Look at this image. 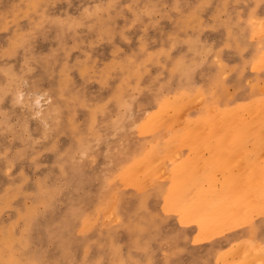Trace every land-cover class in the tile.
<instances>
[{
  "label": "rangeland",
  "instance_id": "rangeland-1",
  "mask_svg": "<svg viewBox=\"0 0 264 264\" xmlns=\"http://www.w3.org/2000/svg\"><path fill=\"white\" fill-rule=\"evenodd\" d=\"M31 3L0 0V264H264V0Z\"/></svg>",
  "mask_w": 264,
  "mask_h": 264
},
{
  "label": "bare ground",
  "instance_id": "bare-ground-1",
  "mask_svg": "<svg viewBox=\"0 0 264 264\" xmlns=\"http://www.w3.org/2000/svg\"><path fill=\"white\" fill-rule=\"evenodd\" d=\"M37 2V0L36 1H34V0H32V5H34L35 3ZM178 11V10H177ZM260 33V32H259ZM187 40H189V39H187ZM189 48V47H188ZM146 54V53H145ZM202 63V62H201ZM220 66V65H219ZM58 82V81H57ZM192 85V84H191ZM216 85V84H215ZM253 86V85H252ZM158 87V86H157ZM185 87V86H184ZM205 91V90H204ZM236 92V91H235ZM264 92V91H263ZM189 102V101H188ZM194 102V101H193ZM196 102V101H195ZM201 102V101H200ZM197 103H198V101H197ZM164 104V103H163ZM174 104V103H173ZM199 104V103H198ZM171 106H172V104H171ZM175 106V105H174ZM185 106V105H184ZM81 107V106H80ZM177 107V106H176ZM171 108H173V107H171ZM175 108V107H174ZM184 108V107H183ZM251 108V107H250ZM250 108H249V110H250ZM119 109V108H118ZM136 109V108H135ZM253 109H254V107H253ZM160 110H162V109H160ZM163 111H164V107H163ZM174 112H176V110L174 109L173 110ZM252 112V111H251ZM250 112V113H251ZM52 113V112H51ZM55 113V112H54ZM164 113V112H163ZM249 113V112H248ZM169 114V113H168ZM178 114V113H177ZM153 115H155V114H153ZM153 115H152V117H153ZM158 115V114H157ZM156 115V116H157ZM161 115H162V111H161ZM160 115V113H159V116L160 117H162ZM165 115V114H164ZM253 116V115H252ZM151 117V116H150ZM166 117V116H165ZM157 118H158V116H157ZM167 118H168V116H167ZM214 118H216V117H214ZM220 118V117H219ZM245 118H246V116H245ZM156 119V118H155ZM158 119H160V118H158ZM169 119V118H168ZM178 119V118H177ZM221 119V118H220ZM236 119V118H235ZM215 120V119H214ZM230 120V119H229ZM150 121H154V120H152V118L151 119H148L147 121H145V124L143 125V126H145L148 122L151 124V122ZM160 121V120H159ZM235 121V120H234ZM167 122H169V120H167ZM223 122V121H222ZM246 122V121H245ZM115 124V123H114ZM180 124V123H179ZM258 124H259V122H258ZM157 126H158V124H156ZM178 125V124H177ZM152 126V125H151ZM149 127V126H148ZM250 127H252V126H250ZM154 128V127H153ZM253 128V127H252ZM72 129V128H71ZM145 129H148V128H145ZM246 130V129H245ZM199 134V133H198ZM71 135H73V134H71ZM81 136V135H80ZM201 136V135H200ZM80 140V139H79ZM84 142V141H83ZM81 143V142H80ZM224 144V143H223ZM171 147V146H170ZM207 147V146H206ZM82 148V147H81ZM218 148V147H217ZM239 148V147H238ZM179 149V148H178ZM171 151H173V150H171ZM176 151V150H175ZM179 152V151H178ZM236 152V151H235ZM216 153V152H215ZM240 153H241V151H240ZM169 154V153H168ZM171 154V153H170ZM209 154V153H208ZM236 154V153H235ZM204 155V154H203ZM237 155V154H236ZM215 156V155H214ZM149 157H151V156H149ZM205 157V156H204ZM207 157V156H206ZM239 157H240V155H239ZM242 157V156H241ZM264 157V156H263ZM176 158V157H175ZM202 158V157H201ZM211 158V157H210ZM228 158V157H227ZM231 158V157H230ZM234 158V157H233ZM208 159V158H207ZM224 159V158H223ZM226 159V158H225ZM243 159V158H242ZM241 159V160H242ZM203 161V160H202ZM206 162V161H205ZM219 162V161H218ZM244 162V161H243ZM146 163V162H145ZM200 163V162H199ZM239 163H240V160H239ZM245 163V162H244ZM137 164H140V162L139 163H137ZM144 164V163H143ZM143 164H142V166H143ZM159 164V163H158ZM193 164V163H192ZM217 164V163H216ZM226 164V163H225ZM231 164V163H230ZM235 164V163H234ZM233 164V165H234ZM135 165V164H134ZM232 165V164H231ZM257 165V164H256ZM138 166V165H137ZM137 166H135V167H137ZM141 166V165H140ZM200 166V165H199ZM226 166V165H225ZM243 166V165H242ZM247 166V165H246ZM148 167V166H147ZM159 167V166H158ZM163 167V166H162ZM191 167V166H190ZM202 167V166H201ZM218 167V166H217ZM222 167V166H221ZM134 167H133V164H132V167H131V169H133ZM146 169V168H145ZM188 169V168H187ZM139 170H140V168H139ZM138 170V171H139ZM223 170V169H222ZM141 172H143V170L141 171ZM194 172V171H193ZM130 173V170L128 171V174ZM131 173H136V172H134V170H132V172ZM232 173H233V171H232ZM144 174V173H143ZM164 174V173H163ZM241 174V173H240ZM188 175V174H187ZM215 175V174H214ZM161 176V175H160ZM194 176V175H193ZM241 176V175H240ZM249 176V175H248ZM191 177V176H190ZM195 177V176H194ZM225 177V176H224ZM236 177V176H235ZM115 178V177H114ZM203 178V177H202ZM208 178V177H207ZM222 178V177H221ZM242 178V177H241ZM194 179V178H193ZM201 179V178H200ZM240 179V178H239ZM144 180V179H143ZM198 180V179H197ZM203 180V179H202ZM202 180H199V182L200 181H202ZM210 180V179H209ZM218 180H219V178H218ZM145 181V180H144ZM207 181V180H206ZM235 181V180H234ZM188 182V181H187ZM194 182V181H193ZM218 182V181H217ZM203 183H205V182H203ZM239 183H242V182H239ZM244 183V182H243ZM248 183V182H247ZM193 183H191V185H192ZM201 184H202V182H201ZM207 184V183H206ZM229 184V183H228ZM145 185H146V183H145ZM195 185V184H194ZM220 187V186H219ZM193 188V187H192ZM215 188H217L216 187V185H215ZM193 190V189H192ZM194 190H195V187H194ZM193 190V191H194ZM238 191V190H237ZM246 191V190H245ZM192 192V191H191ZM256 192H258L257 190H256ZM156 194H157V192H156ZM158 194H159V192H158ZM248 194V193H247ZM160 195H161V193H160ZM224 196V195H223ZM222 196V197H223ZM233 196V195H232ZM190 197H192V196H190ZM115 198V197H114ZM146 198V197H145ZM144 198V199H145ZM161 198V197H160ZM164 199V198H163ZM162 199V200H163ZM258 199V198H257ZM259 200V199H258ZM144 201V200H143ZM263 201V200H262ZM255 202V201H254ZM261 202V201H260ZM113 203V202H112ZM248 203H250V202H248ZM247 203V204H248ZM101 204V203H100ZM111 204V203H110ZM137 204V203H136ZM235 204V203H234ZM244 204V203H243ZM102 205V204H101ZM100 205V206H101ZM112 205V204H111ZM110 205V206H111ZM258 205H259V203H258ZM257 204H256V206H258ZM255 206V207H256ZM240 208V207H239ZM242 208H245V207H241V209ZM247 209V208H246ZM234 210H236V208L234 209ZM104 211V210H103ZM110 211V210H109ZM207 211V210H206ZM239 211V210H238ZM242 211H243V209H242ZM105 212V211H104ZM162 212H163V210H162ZM192 212V211H191ZM232 212H233V210H232ZM237 212V211H236ZM107 213V212H106ZM240 213V212H239ZM238 213V214H239ZM98 214V213H97ZM113 214V213H112ZM234 214V213H233ZM108 216V215H107ZM198 217V216H197ZM116 218V217H115ZM114 219V218H113ZM224 219H226V218H224ZM249 219H250V217H249ZM115 220V219H114ZM228 220V219H227ZM230 220V219H229ZM128 222V221H127ZM137 225V224H136ZM10 231V230H9Z\"/></svg>",
  "mask_w": 264,
  "mask_h": 264
}]
</instances>
